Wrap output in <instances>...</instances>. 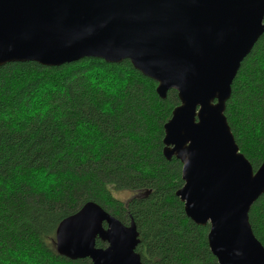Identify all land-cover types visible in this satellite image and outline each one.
Returning a JSON list of instances; mask_svg holds the SVG:
<instances>
[{"label": "trees", "instance_id": "trees-1", "mask_svg": "<svg viewBox=\"0 0 264 264\" xmlns=\"http://www.w3.org/2000/svg\"><path fill=\"white\" fill-rule=\"evenodd\" d=\"M128 61L0 68V264H92L58 252L60 224L94 202L134 221L143 264H218L209 225L176 196L182 164L163 156L164 126L179 106ZM225 116L240 152L264 161V35L242 62ZM130 193L126 201L118 195ZM249 223L264 246V195ZM106 227V225H104ZM96 246L105 248L98 238Z\"/></svg>", "mask_w": 264, "mask_h": 264}, {"label": "water", "instance_id": "water-1", "mask_svg": "<svg viewBox=\"0 0 264 264\" xmlns=\"http://www.w3.org/2000/svg\"><path fill=\"white\" fill-rule=\"evenodd\" d=\"M263 35L264 0H0V68L128 61L160 99L177 93L163 156L182 164L176 196L188 219L209 225L218 264H264L249 223L264 195V161L253 169L225 116L241 64ZM139 243L134 221L124 225L94 202L57 232L61 255L92 264H143Z\"/></svg>", "mask_w": 264, "mask_h": 264}, {"label": "rangeland", "instance_id": "rangeland-1", "mask_svg": "<svg viewBox=\"0 0 264 264\" xmlns=\"http://www.w3.org/2000/svg\"><path fill=\"white\" fill-rule=\"evenodd\" d=\"M132 197V195L130 193H123V194H119L118 198L122 199L123 201H126L128 199H130Z\"/></svg>", "mask_w": 264, "mask_h": 264}, {"label": "bare ground", "instance_id": "bare-ground-1", "mask_svg": "<svg viewBox=\"0 0 264 264\" xmlns=\"http://www.w3.org/2000/svg\"><path fill=\"white\" fill-rule=\"evenodd\" d=\"M260 38H261V37H260ZM260 38H259V39H260ZM259 39H258V40H259Z\"/></svg>", "mask_w": 264, "mask_h": 264}]
</instances>
